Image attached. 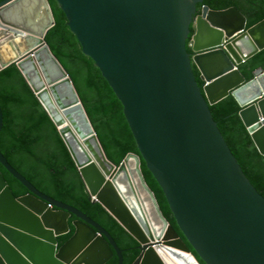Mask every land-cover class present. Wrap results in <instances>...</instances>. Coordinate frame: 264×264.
Returning <instances> with one entry per match:
<instances>
[{"label": "water", "instance_id": "obj_1", "mask_svg": "<svg viewBox=\"0 0 264 264\" xmlns=\"http://www.w3.org/2000/svg\"><path fill=\"white\" fill-rule=\"evenodd\" d=\"M56 1L123 105L140 154L129 152L118 165L108 158L72 78L46 42L55 25L48 0L0 1V71L20 70L89 195L139 242L134 264H201L164 216L141 157L204 264H264V195L210 110L233 96L264 155V70H255L250 81L239 70L264 50V20L247 29L236 7L204 5L198 12L204 0ZM3 123L0 108V134ZM0 164L28 190L16 197L0 170V264H107L114 254L123 264L101 225L40 192L1 151ZM119 181L127 183L128 196ZM72 217L75 233L59 247Z\"/></svg>", "mask_w": 264, "mask_h": 264}, {"label": "trees", "instance_id": "obj_2", "mask_svg": "<svg viewBox=\"0 0 264 264\" xmlns=\"http://www.w3.org/2000/svg\"><path fill=\"white\" fill-rule=\"evenodd\" d=\"M48 1L53 11L55 25L47 33L46 42L72 78L108 158L118 165L129 152L140 154L133 132L125 118L123 105L94 61L83 53L58 2ZM204 5L215 11L236 7L246 17L247 29L264 20V0H204L197 5L198 12ZM194 32V28L191 27L187 41L189 52ZM259 68L264 70V50L239 66L247 81L253 78V72ZM194 72L199 85L202 86L196 68ZM0 108L4 118L0 134V151L11 166L40 192L77 208L101 225L122 251L123 264H134L141 254L139 242L89 195L58 129L15 65L0 71ZM210 110L245 174L264 195V155L259 152L239 116L238 102L230 95L210 106ZM141 168L164 216L199 262L204 264L186 241L162 188L142 157ZM0 170L16 197L28 194V190L1 164ZM75 219L72 217L69 221L70 232L58 238L59 247L74 235L75 228L72 222ZM107 264H119L117 255L114 254Z\"/></svg>", "mask_w": 264, "mask_h": 264}, {"label": "bare ground", "instance_id": "obj_3", "mask_svg": "<svg viewBox=\"0 0 264 264\" xmlns=\"http://www.w3.org/2000/svg\"><path fill=\"white\" fill-rule=\"evenodd\" d=\"M119 185H120V187H121L123 193H124L125 195L128 196V187H127V183H126L125 181H119Z\"/></svg>", "mask_w": 264, "mask_h": 264}]
</instances>
